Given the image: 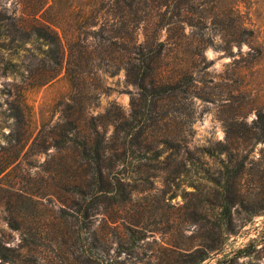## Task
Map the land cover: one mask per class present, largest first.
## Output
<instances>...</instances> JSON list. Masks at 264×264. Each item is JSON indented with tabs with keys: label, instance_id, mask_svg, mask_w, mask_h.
Wrapping results in <instances>:
<instances>
[{
	"label": "rangeland",
	"instance_id": "1",
	"mask_svg": "<svg viewBox=\"0 0 264 264\" xmlns=\"http://www.w3.org/2000/svg\"><path fill=\"white\" fill-rule=\"evenodd\" d=\"M148 2L139 42L146 38L145 26L149 36L154 35V28H160L161 40L167 42L164 69L180 77L189 68L195 78L188 92L177 93L172 102L160 103L157 108L174 116L168 133L173 132L182 143L190 142L191 157L168 156L172 153L168 151L160 160L144 158L140 162L145 156L142 154L134 159L135 168H115L132 176L129 181L134 199L120 208L119 223L132 221L145 236L137 248L138 255L132 259L140 258L136 264H187L186 260L200 248L209 256L199 264H264V142H250L254 119L259 110L264 111V0H182L185 11L180 15L166 0ZM38 4L37 0H0V9L28 17L27 13ZM50 5L52 11L46 16L52 20L67 14L64 61L67 64L72 58L77 79L71 81L63 70L49 83L32 87L33 77L25 66L35 60L34 56L46 58L44 47L39 50L32 44L20 45L17 40L12 43L8 35L0 48V170L7 161L15 160L13 168L0 174V239L8 247H17L21 242V232L9 225L10 211H22L34 224L55 220L60 206L71 204L67 186L82 171L75 148H58L52 142L46 150L43 138L32 139L26 146L11 138L12 104H20L19 99L26 95L31 129L37 132L44 126L48 131L61 117L64 102L82 87L88 102L82 133L88 134L86 120L90 123L92 117L102 115L112 104L130 114L133 98L139 97V89L129 81L126 68L118 65L119 45L107 40L114 34L109 30L119 19V0H48L46 7ZM169 18L186 20L185 35L182 23L168 24ZM74 36L83 41L73 40ZM101 41L105 44L99 46ZM83 44L97 47L91 55L86 54L88 61L86 56L82 58ZM199 45H205L206 59L197 54ZM106 49L108 54L101 58L100 51ZM4 58L19 62L20 71L5 72ZM112 131L113 126H109V134ZM224 144L232 151H227ZM237 145L239 149L233 148ZM211 147L216 152L213 156L205 151ZM230 152L233 163L244 162L245 168H230L239 169L230 178L235 200L234 229L219 236L198 215L206 214L213 221L219 210L215 198L209 196L210 201L200 209L196 196L183 190L195 191L193 186L201 184L200 176L207 169L223 175V162ZM182 159L187 168L181 165ZM17 194L22 198L19 202ZM103 216L95 215V227L100 226ZM66 225L64 232L68 235L70 224ZM111 238L113 256L119 239ZM126 257L129 255L123 252L118 258Z\"/></svg>",
	"mask_w": 264,
	"mask_h": 264
},
{
	"label": "trees",
	"instance_id": "2",
	"mask_svg": "<svg viewBox=\"0 0 264 264\" xmlns=\"http://www.w3.org/2000/svg\"><path fill=\"white\" fill-rule=\"evenodd\" d=\"M37 1L38 6L27 13L28 17L23 13L9 14L7 10L0 9V48L5 45L3 40L8 35L12 36V43L17 40L20 45L32 44L39 50L44 47L46 58L34 56L35 60L25 66L33 77V82L30 83L32 87L49 83L63 70L71 81H74L76 67L72 64L73 60L69 58L67 64L64 61L66 37L64 23L67 14L62 13L52 20L46 15L53 6L46 7L48 0ZM166 3L168 6L173 3L179 15L185 11L182 0H166ZM149 6L148 0L122 2L119 0L117 7L120 12L119 19L109 30L114 34L107 38L112 44L119 45L118 65L126 68L129 81L139 89V97L132 100L133 111L130 114L118 105L112 104L102 115L92 117L90 123L85 121L89 132L83 134L82 121L86 119L88 102L84 89L79 87V82L75 84L79 89L64 102L61 117L48 131L44 126L37 129V132L35 128L31 129L28 120L31 111L28 110L29 102L26 95L19 99L20 104H12L10 117L13 122L9 132L11 138L22 146H26L32 139L34 142L43 138L46 150L52 142L58 148H75L77 155L75 159L79 162V167H82V171L77 173L67 186L69 195L72 196L71 204L63 203L57 211L55 220L51 222L43 220L42 224L40 221L34 224L27 220L22 211H16L17 214L13 210L10 211L9 225L21 232V242L17 247H8L0 239L2 264H58L57 259L69 264H136L140 260L137 258L133 261L132 257L138 255L137 248L144 239V234L135 229L136 224L132 221L119 223L118 219L120 208L124 209L126 204L134 200L129 181L132 176L120 169L115 171V168H135L134 159L142 154L145 156L138 160L140 162L144 158L160 160L168 151L172 152L168 156L172 154L176 157L182 156L183 159L185 156L191 157L190 142L183 140L182 143L174 137L173 132L168 133L169 122L175 120L174 116L170 117L168 111L159 112L157 108L160 103L172 102L177 93L188 92L195 80L189 68L184 69L180 77L171 76L169 71L164 69L162 64L166 57L167 42L161 40L160 28H154V35L149 36L145 26L146 38L139 42L140 24L146 21L143 12ZM166 18L167 13H164L163 19ZM170 18L168 24L182 23L181 32L185 35L186 20L172 21ZM74 37L73 40L83 41L78 36ZM103 44L105 42H99V46ZM83 46L85 49L82 51V58L86 54L91 55L92 50L97 49L90 48L88 44ZM205 49V45H199L198 53L196 52L204 59ZM100 54L101 58H104L103 54L107 55L108 50H101ZM2 63L5 72L20 71V63L12 58H4ZM142 106L144 109L140 110ZM161 123H164V127L160 126ZM109 126H113L110 134ZM250 130L253 133L250 141L252 144L264 142V111H258V117L254 119ZM143 147L145 151L142 150ZM224 147L227 151H232L227 144H224ZM233 148L239 149V146ZM205 151L211 156L216 154L212 147L206 148ZM146 153H150V156H146ZM233 157L230 152L227 161L223 162V168L226 170L223 175L217 176L207 169L200 176L201 184L196 186L191 184L195 191L183 190L185 194L196 196L200 209H204L205 203L210 201L209 196L215 198L214 205L216 204L219 210L213 221L207 219L206 214H197L210 223L211 229L216 230L219 236L234 229L235 200L232 196L233 185L230 178L237 175L239 169L230 168H245L244 162L234 164ZM183 159L181 165L187 168V163ZM14 162L13 159L7 161L2 166L0 174L8 168H13ZM50 162L51 165L54 163L52 159ZM17 195L19 202L22 198L21 195ZM32 198L30 196V199ZM98 213L104 216L100 226L95 227V215ZM66 223L70 224L68 235L64 232V228L69 226ZM110 235L119 239L114 257L111 256L109 246L110 240L113 239ZM197 249L195 256L186 260L187 264H199L208 258V252ZM123 252L129 257L118 258Z\"/></svg>",
	"mask_w": 264,
	"mask_h": 264
}]
</instances>
